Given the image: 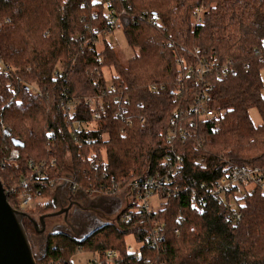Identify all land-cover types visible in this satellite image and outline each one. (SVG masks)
Listing matches in <instances>:
<instances>
[{
  "label": "trees",
  "instance_id": "1",
  "mask_svg": "<svg viewBox=\"0 0 264 264\" xmlns=\"http://www.w3.org/2000/svg\"><path fill=\"white\" fill-rule=\"evenodd\" d=\"M105 6V0H0V178L21 190L25 180L34 197L45 200L27 212L37 222L56 210L53 197L65 173L82 193L126 203L131 180L165 174V158L181 155V190L150 213L128 202L129 218L121 206L115 221L84 241L55 231L42 235L30 222L43 237L41 255L25 224L37 264H73L81 249L117 250L120 264H264L260 188L237 201V209L224 198L198 208L189 194L193 185L216 181L228 162L264 169V0H114L106 10L115 19L113 8L125 9L122 30L138 50L126 63L108 42L95 48L112 22ZM111 65L110 80L96 73ZM201 91L209 96L211 119L191 114ZM90 97L110 105L100 118ZM121 105L127 111L116 116ZM252 108L262 116L260 125L250 117ZM180 126L191 135L169 141L170 129ZM13 150L16 161L9 159ZM8 200L18 208L14 196ZM154 220L164 224V237L158 247L143 244L138 259L127 237L143 242Z\"/></svg>",
  "mask_w": 264,
  "mask_h": 264
},
{
  "label": "built area",
  "instance_id": "2",
  "mask_svg": "<svg viewBox=\"0 0 264 264\" xmlns=\"http://www.w3.org/2000/svg\"><path fill=\"white\" fill-rule=\"evenodd\" d=\"M111 5V1L107 0V6ZM200 9L196 10L197 15L200 14ZM114 27H109V32L112 31ZM108 32V33H109ZM102 61L101 58L98 59ZM0 65H3V62L0 60ZM200 74V79L203 82V75L205 70L203 68L198 69ZM7 77H10L12 72L9 68L5 70ZM115 85L111 86V90H115ZM117 99V98H116ZM209 96H206L204 91H201L199 95L196 96L194 104L190 109L191 114L193 113L197 120L201 119H211L214 116L213 109L209 106ZM87 102L93 106L95 110V118H100L102 112L105 109H109L110 105L103 103V101L98 98H89ZM125 111H127L124 105H121L120 109L115 113L116 116H121ZM68 122V120L66 121ZM131 123V119L128 120V124ZM191 125L196 126V121L192 120ZM82 123L78 124V130H82ZM123 134H126V128L122 130ZM192 131L185 129L180 126L179 128H172L167 134V139L169 141L175 139H187L191 135ZM194 133H196L194 131ZM76 139V138H75ZM77 140V139H76ZM19 158V153L16 150L12 151L10 156L11 161H16ZM167 164V172L165 174H160L156 176H151L147 178H135L131 180L129 185L130 199L128 202L135 200L139 204V209L145 213H150L154 210V206L151 203L153 196H158L161 204L165 202V196H174V194H179L181 190L178 183L179 172L183 167V157L177 155L175 158L167 156L164 160ZM125 182V181H124ZM70 184L76 188V185L72 181ZM199 188L192 186L189 190L190 200L198 208H202V204L207 201V199H227L231 208L237 209V200L236 198H244L247 193L251 192L255 187L260 188L264 192V169L259 166L247 165V164H237L233 162H228L223 168L221 176L216 179V181L211 182V184L206 185L202 181L199 185ZM4 190L7 194L14 196L16 198V203L18 210L22 212H28L37 202H44V199L35 198L31 191L27 188V182L24 180L22 183V190L15 186H5ZM187 190V189H186ZM128 203V204H130ZM125 206L127 212L124 214V218H129L131 213L130 210H133L132 206ZM129 210V212H128ZM239 214V213H238ZM237 214V217L239 216ZM153 234H149L145 237L143 242H137L134 237H129L131 239L128 241V251L136 256L138 259L142 257L141 246L147 243L151 247H158L160 239L164 237L163 227L164 224L162 221L154 220L152 222ZM175 234H179V229L175 228L173 230ZM133 242V243H131ZM93 256L89 258L87 264H120L121 255L117 250H108L103 255L99 253H92Z\"/></svg>",
  "mask_w": 264,
  "mask_h": 264
},
{
  "label": "rangeland",
  "instance_id": "3",
  "mask_svg": "<svg viewBox=\"0 0 264 264\" xmlns=\"http://www.w3.org/2000/svg\"><path fill=\"white\" fill-rule=\"evenodd\" d=\"M99 1H102V0H99ZM111 3L114 4V0L113 1L111 0ZM105 4L107 6V0H105ZM106 6L104 7L105 11H107L106 13L109 14L108 15V19L112 20L111 26L114 27V29L111 28L112 31L109 32V28H108V29H106L107 31L105 33H101V35L99 37H97V39H96L95 48H96L97 51H101L106 44L110 43V45L112 47H114L115 50L120 55L121 61L123 63H126L131 56L135 55L136 52H138L137 49H133V48H131L129 46V44L127 42V39H126V35H125L124 31L122 30V26H121V23H120L121 20L119 18H120V16L125 15L126 11H125V9L122 8V6H119V7L118 6L117 7L113 6L114 7L113 11L115 12V14H114V18L115 19H112L110 11L106 10ZM200 13H202V12L200 11ZM200 16H196V19L199 20ZM100 57L102 59V56H100ZM65 68H66V64L65 63H63V62H59L58 63L57 69H59L61 71H64ZM100 68L101 67L96 69V73L98 75L99 74H103V76L105 75L108 80H110L111 77L116 74V71H115L116 67H114L113 65H111L110 67H106V66L103 67L102 66V71H101ZM261 73H262L261 76H262L263 84H264V68L261 70ZM29 85L32 86L33 92H39L40 88L34 81L32 83H29ZM262 93L264 95V88L262 90ZM73 107H75L74 104L72 105L71 108H73ZM249 113H250V117L252 118L253 122L256 125H260L262 123V118H261L262 116H260V114H259V112H258V110L256 108H252ZM102 151L104 152V149ZM68 174L69 173H65L61 177V180H59L60 185H62V184H65L66 186H68V184L70 185L72 180H71L70 174L69 175ZM97 195H98L97 193H94V196H97ZM159 199L160 198L158 196H153L152 199H151V203H152V205L154 206L155 209H159L161 207V202H160ZM236 200L239 201V197H237ZM240 200H241V197H240ZM127 204H128V202H126V203L123 202V201L121 202V206H123V208L125 206H127ZM63 221L64 220H63V217L61 215H58V216H55V217H48L46 219V229H45V232H43L42 235H47L50 232H53L54 231L53 225L56 222L57 223L58 222L59 223H63ZM29 232H30L33 240L35 241L34 243H39V245H35V244L34 245H35L36 253L41 255L42 254L41 252H43V245H42V240L41 239L43 237L38 236L37 233L35 234L31 230V226H30ZM129 237H131V236H129ZM127 240L130 241L131 239H128V237H127ZM131 243H133V242H131ZM92 256H93V254L90 253L89 251L81 249V250H79L76 254H74L71 257V260H72L73 264H87L89 258H91Z\"/></svg>",
  "mask_w": 264,
  "mask_h": 264
},
{
  "label": "flooded vegetation",
  "instance_id": "4",
  "mask_svg": "<svg viewBox=\"0 0 264 264\" xmlns=\"http://www.w3.org/2000/svg\"><path fill=\"white\" fill-rule=\"evenodd\" d=\"M115 198L117 199V196L108 194H98L97 196L85 194L74 188L72 184L59 185L53 197V205L56 210L69 207V212L67 220L62 214L63 223L56 222L53 225L54 231L65 232L79 238L101 223L115 221L121 207V204L117 207ZM25 222L27 228L30 229L31 221L25 219ZM31 223L35 231L38 232L34 223ZM38 227L41 228L39 224Z\"/></svg>",
  "mask_w": 264,
  "mask_h": 264
},
{
  "label": "water",
  "instance_id": "5",
  "mask_svg": "<svg viewBox=\"0 0 264 264\" xmlns=\"http://www.w3.org/2000/svg\"><path fill=\"white\" fill-rule=\"evenodd\" d=\"M115 200L117 207L120 206L121 202L119 199L115 198ZM68 212L69 207L60 208L54 212L41 215L37 222L28 213L19 211L10 204L4 190V184L0 178V264H37L33 247L25 227V219L33 222L36 230L43 233L46 229V219L48 217L64 214L65 220H67ZM38 224L41 228L38 227ZM107 224V222L101 223L88 231L86 235L77 239L84 241Z\"/></svg>",
  "mask_w": 264,
  "mask_h": 264
}]
</instances>
